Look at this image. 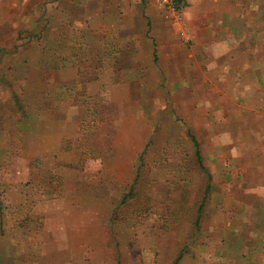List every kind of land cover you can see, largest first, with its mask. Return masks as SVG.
Segmentation results:
<instances>
[{
  "label": "rangeland",
  "instance_id": "374dc122",
  "mask_svg": "<svg viewBox=\"0 0 264 264\" xmlns=\"http://www.w3.org/2000/svg\"><path fill=\"white\" fill-rule=\"evenodd\" d=\"M167 2L70 0L63 16L44 12L40 19L0 3V264H23L27 256L30 264H49L44 259L54 254L80 253L85 264H174L178 256V264H256L264 254L261 117L234 101L233 91L229 99L214 95L208 78L198 85L206 68L167 60L165 22L183 29L188 6ZM181 34L174 41L190 49ZM246 86L253 95L252 84L241 90ZM253 98L245 102L250 108ZM96 105L109 117L103 126ZM72 120L75 142H58L50 161L34 156V133L71 136ZM190 135L210 176L197 226L207 177ZM26 171L28 182H10ZM76 173L88 196L71 195ZM48 189L74 201L53 215L99 227L87 230L92 243L42 240L44 217L34 211ZM33 219L39 228L28 244L5 235Z\"/></svg>",
  "mask_w": 264,
  "mask_h": 264
},
{
  "label": "crops",
  "instance_id": "0c3cea01",
  "mask_svg": "<svg viewBox=\"0 0 264 264\" xmlns=\"http://www.w3.org/2000/svg\"><path fill=\"white\" fill-rule=\"evenodd\" d=\"M3 1L0 0V3ZM68 2L70 0H6L7 8L9 5L12 7L15 4L19 13H29L31 10L32 14L35 15L34 18L39 19L44 12L63 16L66 11L62 7ZM185 2L188 6L185 7L182 16L183 29L177 24L170 25L167 20L165 22L166 28L164 29L169 34L166 53L171 55L166 57L167 60L169 62L186 61L187 65L191 64L199 72L201 69L206 68L207 72H204L203 75H201V72L200 75H196L197 84L201 83V78H208L209 85L213 88L212 93L215 95L218 92L226 96V99H229L228 92L233 91L236 93L233 100L239 101L242 108L249 111L256 110V113L261 117L258 119L259 124L262 123L264 127V0H185ZM206 4H208V7ZM178 32L182 33L181 35L185 34L191 40L190 45L192 47L190 49L187 46L179 47L182 44L174 41L175 38L180 41V38L176 37ZM176 52H187L188 54L185 57L180 56L178 58L175 55ZM249 84L253 85V95L249 93L247 86L244 91L240 88V85ZM217 85L220 89H217ZM233 86H236L235 90ZM252 98L255 103L250 108L245 102ZM71 99L73 101V98ZM77 109L78 113L80 111V115H85L88 112V108L86 109L83 106ZM104 109V106L99 108L98 105L95 108L96 117L94 118L98 122L100 118L101 126L104 125L107 119L109 121V117H104ZM108 109L110 111L109 115L114 116L112 107L110 106ZM67 121L69 122L68 119ZM70 122V125H76L70 134L71 136H67L68 131H62L59 137L57 133L53 134V136L50 135L51 133L48 136H42V132H46L42 130L41 133L40 131L34 133V146L36 144L37 150L34 156L42 155L43 157H48L47 161H50V157L57 156L58 142L60 146L62 139L68 142H75L79 132L78 123L76 121L73 122V120ZM98 129L99 127L97 126ZM259 131H264V128L259 129ZM41 141L48 142V145L45 146ZM97 148L100 149V146ZM30 160L31 158L24 159L25 164L29 165ZM92 160L95 161L97 158ZM104 163L103 160L102 162L100 160L99 165ZM54 168L56 169V166ZM80 175L79 173L73 175L76 187H72L75 189L71 195L74 197L89 195L87 185L82 184L80 186ZM28 177L29 174L26 171L24 175H18L16 180L11 179L10 182L26 183L28 182ZM81 187L85 188L83 189L84 193H79L78 189ZM47 192L49 194L48 199L38 203L34 211L36 212V217H44L43 224H41L43 229L41 232L42 240L50 239L48 241L49 244L82 245L92 243V238L89 237L87 230L98 229L99 227L95 224V226L90 228L91 225L89 224H84L80 221L63 220L53 215L61 213L64 211V206H70L74 201L69 200L67 204L66 194L63 192L61 195H58L59 193L57 194L56 191L51 192L49 189ZM50 196H54V198L51 199ZM75 203L77 202L75 201ZM35 215L33 218H35ZM37 228H39V225L36 220H28L25 227L17 226L5 235L11 234V238L14 239L16 244H19L18 241L20 239H27L28 244L30 239L36 236ZM86 257L84 253L74 255L68 259L61 256L58 258L54 254L52 258L44 260H47L49 264H58L56 263L57 261L60 264H85ZM256 260V264H264V254L261 257L258 255ZM22 261L24 262L23 264H30L34 261V257L27 256ZM100 261H103V259Z\"/></svg>",
  "mask_w": 264,
  "mask_h": 264
},
{
  "label": "trees",
  "instance_id": "16d2710c",
  "mask_svg": "<svg viewBox=\"0 0 264 264\" xmlns=\"http://www.w3.org/2000/svg\"><path fill=\"white\" fill-rule=\"evenodd\" d=\"M189 137H190V141H191V143H192V145H193V147H194V155H195L196 163H197L199 169H200L201 171H203V173H204V174L206 175V177H207V186H206V190H205V192H204L203 199H202V201H201V203H200V205H199V207H198V210H197V218H196V221H195V225L197 226V225L199 224L200 219H201V214H202V211H203L204 202H205V199H206L207 194H208L209 189H210V183H209L210 176L208 175L207 171L205 170V168H204V166H203V164H202V162H201L200 150H199V146H198V144H197L195 138H194L193 136H191V135H190ZM136 179H137V173H136V176H135V180H134V181H136ZM133 184H134V183H133ZM133 184H132V186L130 187V189L133 188ZM131 191H132V190H131ZM129 192H130V191H129ZM2 205H3V203H2V200L0 199V213H2V210H1ZM179 260H180V256H178V258H176V260L174 261V264H178Z\"/></svg>",
  "mask_w": 264,
  "mask_h": 264
},
{
  "label": "built area",
  "instance_id": "2783aa9c",
  "mask_svg": "<svg viewBox=\"0 0 264 264\" xmlns=\"http://www.w3.org/2000/svg\"><path fill=\"white\" fill-rule=\"evenodd\" d=\"M162 1H163V3H168L167 0H162Z\"/></svg>",
  "mask_w": 264,
  "mask_h": 264
}]
</instances>
